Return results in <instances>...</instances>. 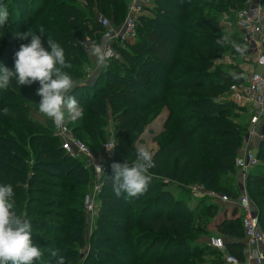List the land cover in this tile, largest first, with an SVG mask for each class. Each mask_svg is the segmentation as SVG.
<instances>
[{
	"label": "trees",
	"instance_id": "1",
	"mask_svg": "<svg viewBox=\"0 0 264 264\" xmlns=\"http://www.w3.org/2000/svg\"><path fill=\"white\" fill-rule=\"evenodd\" d=\"M241 2L152 0L153 17H140L134 43L116 44L124 60H107V70L99 69L91 80L92 57L83 43L98 46L102 28L97 17L121 24L129 0H0L8 11L0 27V65L13 69L20 44L31 41L16 32L43 26L44 47L51 37L72 65L64 71L76 83L70 94L81 114L68 127L94 154L101 153L111 127L114 161L134 162L136 139L164 107L168 111L163 130L154 137L158 149L147 190L117 197L111 161L102 174L95 229L87 238L83 201L91 176L83 158L61 148L51 119L44 116L42 125L34 115L41 99L38 82L19 86L13 79L0 89V184L13 186L15 210L32 225L33 240L44 252L36 264H56L50 252L57 249L65 264H203L213 250L206 242L213 228L226 233L227 251L242 257L244 232L236 208L228 219L229 209L218 212L220 205L208 195L194 208L184 207L188 186L230 198L239 194L235 160L247 123L235 103L221 98L244 79L228 67L214 66L213 60L229 50L226 43H216L223 36L219 16ZM260 132L264 136V120ZM256 155L264 161V137ZM171 184L179 192H171ZM245 186L264 232V163L248 173ZM105 191L111 199L102 195ZM218 217L223 220L217 222ZM85 245L89 250L79 260Z\"/></svg>",
	"mask_w": 264,
	"mask_h": 264
},
{
	"label": "built area",
	"instance_id": "2",
	"mask_svg": "<svg viewBox=\"0 0 264 264\" xmlns=\"http://www.w3.org/2000/svg\"><path fill=\"white\" fill-rule=\"evenodd\" d=\"M151 5L152 0H129L126 15L119 25L103 16L97 17V23L102 28L101 48L108 53L107 60L120 58L116 44L123 47L129 42H134L137 23ZM226 25L230 29L240 31L244 41L249 42V45L258 50L256 66L262 67L263 71H255L248 76L245 82L231 85L229 88L228 100L238 106H248L253 111L247 122V132L243 146L235 160L239 194L236 198H230L226 194H215L213 191L207 193L221 206L228 209H237V217H241L244 232L242 257L239 258L227 251L226 244L221 237L210 236L207 239V245L220 256L218 262L211 264H264V232L260 229L257 214L245 186L248 173L256 168L259 163L256 153L249 146V140L252 137L261 136L260 126L264 120V6L259 1L246 0L244 6L236 12L234 22ZM83 44L88 49H93L92 44ZM94 66V70L92 68L88 70L87 77L91 80L98 72L97 64ZM52 124L57 137L60 139L61 148L70 156H82L84 158L83 166L93 178V191L100 188L103 172H98L96 165H101L105 172L104 157H109L113 153L114 147L111 150L108 148L114 146V142L107 140L102 146L103 152L96 156L85 143L74 136L66 120L60 128L55 127L53 121ZM197 189L198 187L194 188V190ZM93 205L92 196L86 194L84 209L93 214L95 212Z\"/></svg>",
	"mask_w": 264,
	"mask_h": 264
},
{
	"label": "clouds",
	"instance_id": "3",
	"mask_svg": "<svg viewBox=\"0 0 264 264\" xmlns=\"http://www.w3.org/2000/svg\"><path fill=\"white\" fill-rule=\"evenodd\" d=\"M8 18L7 8L0 5V27L6 24ZM37 32L40 34L37 35ZM31 29L16 32L21 40L31 38L30 43L20 44L19 50L14 54V68L0 65V89H5L15 79L19 86H31L38 82L40 87L37 95L41 97L38 110L51 119L55 127H62L65 121V110L73 118L79 116L78 101L73 92L76 83L72 76L64 69L72 65L66 62L65 50L51 37L47 38V48L44 47L41 37L46 34L43 26L38 31ZM227 35L217 39L216 43H229ZM233 46L236 47L235 43ZM237 51H243L237 48ZM98 69L107 70L108 53L100 46L92 49ZM5 115L8 109L4 108ZM115 146V145H114ZM111 148H108L111 150ZM136 160L132 163L126 159L124 163L111 165L113 175V191L117 197L126 194L127 197H137L143 194L151 182L150 169L155 166L153 154L144 147L137 149ZM98 172H103L101 165H96ZM15 192L10 184H0V264H36L44 252L34 242L32 225L30 221L19 215L15 210ZM51 256L57 257L56 264H65V257L59 250H51Z\"/></svg>",
	"mask_w": 264,
	"mask_h": 264
},
{
	"label": "rangeland",
	"instance_id": "4",
	"mask_svg": "<svg viewBox=\"0 0 264 264\" xmlns=\"http://www.w3.org/2000/svg\"><path fill=\"white\" fill-rule=\"evenodd\" d=\"M245 2H246V0H242L241 4L238 7H231L228 10L221 13V15L219 16V27L221 29L219 31V33L222 34L223 36L227 35L229 37L230 42L225 44V46L228 47L229 50L226 52H223L219 58L213 60L214 66L222 67L223 69L228 67L227 71L229 73H231L233 76H235V75L237 76V75L241 74V77L244 79V82L246 81V79L248 78V76L251 73H253L255 71H259V68L256 66V58L258 56V50H256L251 45H249V42L241 41L240 38L242 36L240 37L237 34V30L230 29L226 24L227 23L232 24L234 22L236 12L243 7ZM259 2L262 6H264V0H259ZM144 16H152L153 17V14L148 9L145 11ZM231 36H235L236 39L235 40L231 39ZM232 42L235 43L236 47L233 46ZM133 43L134 42H129V44H133ZM237 48H240L243 51H237ZM119 54H120V58L118 60H120V61L124 60V55L121 54L120 52H119ZM228 99H229L228 95H224L221 98V100H223V101H227ZM235 106H237L239 109L242 110V112L240 113V117H241V119H243V122L246 124L248 122V119L250 118V116H252L253 111L250 110L248 106H238L237 104H235ZM164 109H166V108L164 107L162 109V111ZM79 111H80V108H79ZM162 111H161V113H162ZM34 115L37 117L39 122L43 125L44 119H42V118H44V115L41 114L39 111H35ZM71 119H73V116L68 114L67 110H65V120H66L67 124H69ZM158 121H160V119H158ZM157 123L158 122L155 121V124H157ZM152 130H153V128L151 125L150 130L147 131V129H146L144 131L146 133H144V132L141 133V135H139L138 139H136V141L134 143V148L136 150V153H137V149L140 147L146 148L147 150L152 152L153 155L157 151L158 145H157L156 141L154 140L155 134L152 133L153 132ZM53 132H54L53 134H56L54 128H53ZM155 132H159V130H157ZM260 134H261L260 137L263 138L264 136H262L261 132H260ZM108 135H109V138L107 140H112L114 142V145H115L114 132H113V129L111 127L109 128ZM260 140H258V139H254V140L251 139L250 140V143H252V145H253V146L250 145V147L255 151V153H257V148H258V144H259ZM101 152H103V151H101ZM114 152H115V146H114L113 153L110 154L109 157H104V160L106 163V168L111 161H113L112 164L117 163L116 161H114ZM95 155L97 156L98 154H95ZM257 156L258 155H256V158H257ZM78 158L81 161L83 157L78 156ZM83 160H84V158H83ZM259 162L264 163V161H261V160H259ZM83 163H84V161H83ZM89 183H90V185H89V188L87 189L85 195L90 194L92 196L93 203H94L93 207L95 208V212L93 214H90L84 209L85 213H86L85 214L86 215L85 234H86L87 238H89L92 235V233L95 229V218L97 216V211H98V206H99L98 194L101 192V189H102V187L100 186V188L93 191L94 182H93L92 177H90ZM176 186H177L176 184L175 185L171 184V186H168V188H172L173 190L170 189V191L174 192L176 194L177 192H179V189ZM187 188L189 189V192H188L187 196L185 197L186 203L184 205V207H187V208H194L195 205L197 204V202L199 200H203L204 198H206L204 196L208 195L207 193L209 192L207 190H204L203 187H199L197 190H194L195 187H193V186L192 187L188 186ZM213 192H215V194H221V193H218L216 191H213ZM102 195L105 197H108L109 199H111L113 196L112 193H110L109 191H105L104 193H102ZM84 199H85V196H84ZM169 204H170V201H168V205ZM252 204H253V206H255V203L252 202ZM223 210H224V207L223 206L221 207V205H220L218 212H221V211L223 212ZM227 217L229 219V217H230L229 214H227ZM214 220H215V218H214ZM222 220L223 219L222 218L219 219V217H218V219H216L217 222H221ZM238 220H239V218H238ZM213 224L215 225V223H213V221H212V225ZM227 227H228V225H226L225 228H227ZM209 234H210L209 236L221 237L225 243L227 242L226 233H223V232H221L215 228L211 229ZM207 239H206V242H207ZM202 242H203V240H198L196 243L200 244V245L201 244L204 245L205 243H202ZM88 250H89L88 245H85L81 249L80 255H79V260H82V258L84 259V256L86 255ZM219 258H220V256H219V254H217V252L215 250L214 251L209 250V253L203 258L202 261H203V264H211L213 262H218Z\"/></svg>",
	"mask_w": 264,
	"mask_h": 264
},
{
	"label": "crops",
	"instance_id": "5",
	"mask_svg": "<svg viewBox=\"0 0 264 264\" xmlns=\"http://www.w3.org/2000/svg\"><path fill=\"white\" fill-rule=\"evenodd\" d=\"M254 1H259V0H254ZM101 44H102V40H101V42H100V44L98 45V46H100L101 47ZM95 46H93V48H94ZM89 53H90V55H91V57H92V63L90 64V66H89V68L88 69H91L92 68V70H94V65L96 64V57L94 56V55H92V49H89ZM258 67V66H257ZM259 68V71H263V68L262 67H258ZM99 70V69H98ZM98 75V72H96V74H95V77ZM167 114H168V111H167V109H164L163 111H162V113L158 116V117H156L155 118V120H153L152 121V123H150L147 127L148 128H146L147 129V131L148 130H150V127H151V125H152V128H153V132L152 133H154L155 135L154 136H156L158 133H160L162 130H163V125H164V121H165V119H166V116H167ZM158 119H160V121H158ZM155 121L156 122H158L157 124H155ZM154 125V126H153ZM159 125V126H158ZM156 126V127H155ZM157 130H159V132H155V131H157ZM151 132V131H150ZM144 133H146V132H144ZM251 139H258V140H260L261 138L260 137H252ZM250 139V140H251ZM250 140H249V146L250 145H252V143H250ZM253 146V145H252ZM157 149H158V147H157ZM255 152V151H254ZM261 163L259 162L258 163V165H260ZM224 208H225V206H224ZM227 208V207H226ZM230 210H231V208L228 210V214L230 215ZM243 242V241H242ZM243 244V243H242Z\"/></svg>",
	"mask_w": 264,
	"mask_h": 264
}]
</instances>
